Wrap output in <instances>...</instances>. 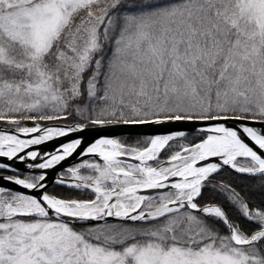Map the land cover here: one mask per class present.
<instances>
[{
	"label": "snow or ice",
	"instance_id": "obj_1",
	"mask_svg": "<svg viewBox=\"0 0 264 264\" xmlns=\"http://www.w3.org/2000/svg\"><path fill=\"white\" fill-rule=\"evenodd\" d=\"M0 264H264V0H0Z\"/></svg>",
	"mask_w": 264,
	"mask_h": 264
}]
</instances>
